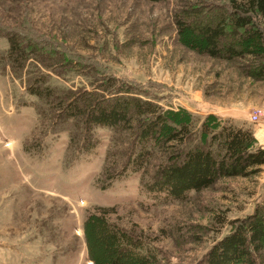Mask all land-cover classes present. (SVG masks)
<instances>
[{
    "label": "rangeland",
    "instance_id": "rangeland-1",
    "mask_svg": "<svg viewBox=\"0 0 264 264\" xmlns=\"http://www.w3.org/2000/svg\"><path fill=\"white\" fill-rule=\"evenodd\" d=\"M228 3L0 0V264H102L98 215L145 264H196L232 221L263 205L264 165L179 199L152 191L174 142L154 146L142 166L127 164L136 156L129 130L94 126L87 134L79 120L58 118L51 100L87 90L185 109L193 138L208 114L252 130L247 115L264 106V80L245 74L251 57H210L175 23ZM8 32L36 48L21 66L8 57ZM38 85L53 90L51 99L29 92Z\"/></svg>",
    "mask_w": 264,
    "mask_h": 264
},
{
    "label": "trees",
    "instance_id": "trees-1",
    "mask_svg": "<svg viewBox=\"0 0 264 264\" xmlns=\"http://www.w3.org/2000/svg\"><path fill=\"white\" fill-rule=\"evenodd\" d=\"M218 9L216 13L192 18L176 16L177 32L192 37L210 57L250 56L251 64L245 68V74L263 81L264 0H229L227 7ZM8 34V57L21 66L28 59L27 53L36 48L16 32ZM104 79L109 85L115 81L114 76ZM96 87L105 89L103 81ZM29 92L48 99L54 94L49 87L39 85L31 86ZM104 93L82 90L64 94V98L55 95L51 100L58 103V118L79 120L87 134L94 126L129 130L136 156L130 155L127 164L134 162L142 166L154 146L164 147L174 142L172 145L176 148L172 147L167 160L152 175L148 184L152 191L166 192L179 199L188 191L213 185L221 177L256 174L264 165V146L256 144L253 131L248 127L236 126L230 120L223 122L208 114L197 129V137L193 138V122L185 109L166 111L150 101ZM171 115L178 117L173 120ZM97 220L100 227L95 235L103 241L106 259L102 264H145L142 256L132 253L134 247L129 237L124 236L125 241L119 242V235L107 224L104 215H98ZM231 224V231L215 242L196 264H258L259 258L264 264V203L257 206L253 214Z\"/></svg>",
    "mask_w": 264,
    "mask_h": 264
},
{
    "label": "built area",
    "instance_id": "built-area-1",
    "mask_svg": "<svg viewBox=\"0 0 264 264\" xmlns=\"http://www.w3.org/2000/svg\"><path fill=\"white\" fill-rule=\"evenodd\" d=\"M248 121L253 124H264V107H256L249 111Z\"/></svg>",
    "mask_w": 264,
    "mask_h": 264
},
{
    "label": "crops",
    "instance_id": "crops-1",
    "mask_svg": "<svg viewBox=\"0 0 264 264\" xmlns=\"http://www.w3.org/2000/svg\"><path fill=\"white\" fill-rule=\"evenodd\" d=\"M252 130L256 140V144L264 146V124H257L253 127Z\"/></svg>",
    "mask_w": 264,
    "mask_h": 264
}]
</instances>
